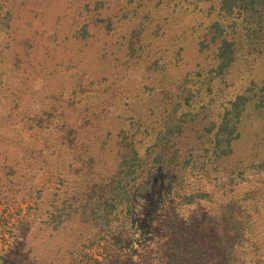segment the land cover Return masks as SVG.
<instances>
[{"label":"rangeland","instance_id":"obj_1","mask_svg":"<svg viewBox=\"0 0 264 264\" xmlns=\"http://www.w3.org/2000/svg\"><path fill=\"white\" fill-rule=\"evenodd\" d=\"M0 264H264V0H0Z\"/></svg>","mask_w":264,"mask_h":264},{"label":"bare ground","instance_id":"obj_2","mask_svg":"<svg viewBox=\"0 0 264 264\" xmlns=\"http://www.w3.org/2000/svg\"><path fill=\"white\" fill-rule=\"evenodd\" d=\"M43 198V197H42ZM28 217V216H27ZM24 219V218H23ZM13 224H15V223H13ZM29 224V223H28ZM20 225V224H19ZM16 231V230H15ZM20 243V242H19ZM16 245V244H15ZM19 245V244H18ZM21 252V251H20ZM25 252V251H24ZM28 254V253H27Z\"/></svg>","mask_w":264,"mask_h":264}]
</instances>
